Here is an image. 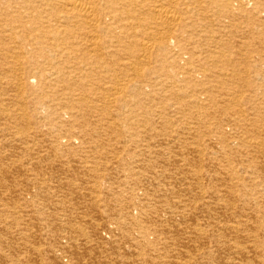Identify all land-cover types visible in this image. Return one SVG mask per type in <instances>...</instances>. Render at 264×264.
<instances>
[{
  "label": "bare ground",
  "instance_id": "obj_1",
  "mask_svg": "<svg viewBox=\"0 0 264 264\" xmlns=\"http://www.w3.org/2000/svg\"><path fill=\"white\" fill-rule=\"evenodd\" d=\"M0 264H264V0H0Z\"/></svg>",
  "mask_w": 264,
  "mask_h": 264
}]
</instances>
